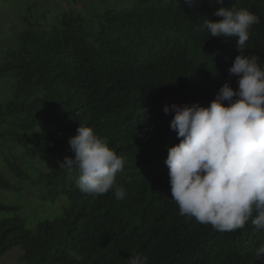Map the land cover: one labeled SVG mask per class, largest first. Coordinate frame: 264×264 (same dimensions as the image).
<instances>
[{"label": "trees", "instance_id": "1", "mask_svg": "<svg viewBox=\"0 0 264 264\" xmlns=\"http://www.w3.org/2000/svg\"><path fill=\"white\" fill-rule=\"evenodd\" d=\"M80 1L3 3L12 11L0 15V85L8 84L0 190L13 197L0 196V259L18 249L19 264H127L134 254L149 264H264L255 256L264 229L251 219L220 232L179 214L164 163L179 139L169 126L174 113L162 110L207 107L225 82L237 89L228 75L235 38L200 27L222 19L213 15L220 7L259 17L244 54L264 67V0H88L77 10ZM79 124L124 158L116 176L123 199L112 190L85 195L59 169L74 157L67 141ZM21 194L42 212L32 214Z\"/></svg>", "mask_w": 264, "mask_h": 264}, {"label": "clouds", "instance_id": "2", "mask_svg": "<svg viewBox=\"0 0 264 264\" xmlns=\"http://www.w3.org/2000/svg\"><path fill=\"white\" fill-rule=\"evenodd\" d=\"M190 2V0H189ZM223 3V0H218ZM200 26L209 36L235 38L239 54L228 69L238 85L225 82L207 107L165 105L174 113L170 129L179 143L167 149L171 199L179 214L210 224L220 232L241 229L251 219L256 230L264 229V67L258 57L244 54L250 29L257 15L246 9L220 7ZM227 102L225 106L224 102ZM74 157L58 161L59 169L75 175L77 188L85 195L113 191L123 199L125 189L116 184L125 160L108 147L107 141L89 126L80 125L67 141ZM264 260V243L255 250ZM127 264H149L147 256L134 254Z\"/></svg>", "mask_w": 264, "mask_h": 264}, {"label": "rangeland", "instance_id": "3", "mask_svg": "<svg viewBox=\"0 0 264 264\" xmlns=\"http://www.w3.org/2000/svg\"><path fill=\"white\" fill-rule=\"evenodd\" d=\"M6 1H9V0H0V15L3 16V15H7L9 13V11L11 12L12 10L11 9H6V4H3L5 3ZM95 2H99V1H102V0H93ZM43 2V1H42ZM88 2V0H83V1H80L76 4L73 5V7H75L77 10H79L80 8H82L86 3ZM44 7H52V6H58L60 7L58 4H57V0L54 2V0H45V4L43 5ZM66 5L62 4V7H65ZM1 18V17H0ZM0 33H1V29H0ZM6 40V34H0V41H5ZM8 43V42H7ZM8 92V84L6 83H3L0 85V101H3L6 97V94ZM7 151V148H4V150H2V147L0 145V157L3 156V153ZM0 171L2 173H5V167L4 165H0ZM0 196L1 197H5L7 199H9L10 197H13V194H7L5 191L3 190H0ZM21 199H22V202L31 208L32 211V214H34L35 211L37 210H40L39 209V204L35 201V197L33 196H28V195H25V194H21L20 195ZM22 212H26V213H29V210L27 207L24 206V208L22 209ZM40 212H42L40 210ZM45 215H48L47 212L45 211L44 212ZM32 216V215H31ZM32 217H35V216H32ZM20 250L18 249H13L12 251H10L9 253H7L6 255H4L1 259H0V264H19L17 262V258L19 257L20 255Z\"/></svg>", "mask_w": 264, "mask_h": 264}]
</instances>
